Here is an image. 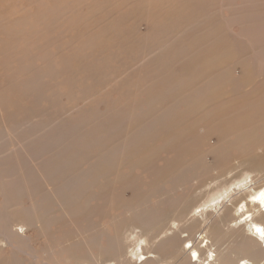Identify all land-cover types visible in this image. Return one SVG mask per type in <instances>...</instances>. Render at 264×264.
<instances>
[{"label": "bare ground", "instance_id": "6f19581e", "mask_svg": "<svg viewBox=\"0 0 264 264\" xmlns=\"http://www.w3.org/2000/svg\"><path fill=\"white\" fill-rule=\"evenodd\" d=\"M131 2L139 5L135 9H140V13L146 17V20L153 24L152 31L161 37L155 39L151 35V43H156L152 46L159 49V52L153 58V66L142 72L146 83L140 79L137 85L132 84V89L130 87L128 91L133 90V93L130 94L127 91V97L132 95L133 99L126 101L124 106H118L116 109L114 107L112 110L116 111L114 110L112 114L100 117L96 126H88L84 129L65 127L64 135L51 136L50 144L41 149V152L51 147L58 148L56 151L59 152L55 158L42 162L38 169L40 178H44L52 185V193L44 196L43 204L39 202L32 205L34 203L31 202L32 206L28 210L21 208L19 223L22 225L17 227L22 229L25 225L40 223L43 231H49V228L52 231V227L55 226L59 229L58 233L65 238V235L71 238L74 234L73 229H76L81 234V238L83 234V238L90 237L89 242L84 240L85 244L88 243V250L95 247V250L105 251L113 256L109 264H264V235H262L264 204L254 199L264 192V184H260L248 175L216 191L204 204L196 207L194 216L199 218L193 217L189 224L186 225L183 222L185 210L179 211L177 216L179 223H173L170 228L172 231L175 230L172 234L159 239L154 247H149L146 240L142 239L135 245L136 250H132L129 257H119L120 247H114L115 240L109 232L107 234L104 232L101 238L98 235V238L95 233L99 229H94L96 231L94 232L91 228L94 232L92 233L87 231L89 227L84 229L82 225H77L85 220L87 214H90V206L93 205L92 201L96 200V197H99L97 200L105 201L107 197L114 196L115 188L135 189L140 197V200L138 199L140 203L143 200L141 196L145 198L148 192H143L141 182L135 173L138 170L148 176L146 186L150 191L158 182L169 181L172 185H176L180 183L178 182L180 180L182 182L188 180L192 170L204 167L205 152L211 154L214 152L221 157L219 171L229 166V162L222 159H226V156L234 151L238 156L257 158L253 167L257 170L264 168V160H262L264 158V82L258 88L244 91L253 83L255 69H259L261 73L264 72V15L258 14L260 12L252 7V0H240L239 5L247 8V15L241 16V13L236 12V7V11L228 13L229 15L222 19L211 18L212 13L208 11L213 7L214 0H131ZM64 5L61 3L51 6L50 12H57ZM225 5L229 7L228 2L223 6ZM227 9L230 11V8ZM24 11L19 10L18 19L3 29L6 45L1 43L0 49L3 45L6 49H9L7 47L12 49V46L21 44L23 46L27 42L24 38L27 36ZM33 16L31 17H36L34 14ZM123 19V16L119 18L121 22L119 25L123 24ZM218 21H222V26L226 27L225 30H228L238 41L234 38L229 39L230 36L226 35ZM155 23L159 26H154ZM236 25L239 28L237 33H234L230 28ZM183 26L184 30H182ZM165 36H172V39L162 42L161 39ZM2 41L3 39L0 42ZM28 42L32 43V41ZM242 43L255 49L256 52L252 49L254 51L252 59L246 58V48L243 49ZM20 48L22 47L16 48L19 51H10L22 52ZM33 48H31L32 51ZM34 52L38 57L37 51ZM12 54L13 60L15 57L13 58ZM0 55L4 59L3 55ZM26 55L24 59H28ZM33 55L32 60L35 59ZM15 56L18 57V55ZM21 58H15V61L19 60L18 63L13 60L18 65L11 71L14 76L9 72L10 78L12 76L17 79L16 86L14 85L17 89L6 92L7 85H3L4 91L0 90L2 104L8 105L7 99H12L10 92H16L22 96L29 94L37 96L38 92L41 94L43 92L41 83L45 84L49 80L41 82L42 78H48L50 75H45L42 67L36 65L35 68L33 67L34 63L41 61L40 59L37 58L38 60L33 63L27 61L26 63H32V66H29L24 63L23 58L20 62ZM74 62L71 64H75ZM6 63L11 64L10 61ZM237 63L241 65L238 76L232 71ZM172 64H179V70L181 69L182 72L175 75L174 71L169 69ZM10 68L8 70L12 69ZM6 75L8 76V72ZM16 100L12 99L14 103ZM162 105L167 106V109L160 110ZM153 114L156 115V119L150 121V116ZM137 128L135 135L121 141V147L112 145L114 141L123 139L125 131ZM211 138L218 139V143L225 142V146L209 145ZM95 147L107 151L104 161L93 166L92 171L74 178V172L86 162L84 151ZM120 153L125 156V159H120ZM162 154H165V157L161 158ZM160 160H162L161 163ZM191 165L197 167L193 168ZM124 167L129 173L136 175L121 173ZM10 168L8 170L13 171ZM16 171H13L15 173L7 182L4 177H0V234L6 242L14 241L18 236L13 220L8 218V210L11 204L18 205L19 197L28 196L29 188H31L30 185L23 183L20 174ZM110 177L115 180L107 181ZM101 178H105L106 183L101 187L102 191L99 190V193H96L98 192L96 189H100L98 180ZM32 179L34 180L35 176ZM113 203L123 209L135 210V206L127 204L120 194H116ZM54 204L62 208L61 216L55 215ZM143 211L148 217V223L151 220L162 223L158 210L144 209ZM135 215L139 217L137 211ZM68 222L73 227H70L73 231L72 236L68 234L70 228L68 231L63 230ZM150 223L149 229L155 237L162 232L166 234L165 224L156 227L157 224L154 223L153 226ZM177 231H185L187 235L182 238L176 234ZM197 231L198 237L195 236ZM48 235L54 237L52 232H48ZM226 238L234 242L233 249L219 244ZM55 242L56 238H53L49 244L50 250L63 255L67 253L70 245L67 248H60ZM75 243H77L76 247H79V243ZM30 251L33 253L32 250Z\"/></svg>", "mask_w": 264, "mask_h": 264}, {"label": "rangeland", "instance_id": "374dc122", "mask_svg": "<svg viewBox=\"0 0 264 264\" xmlns=\"http://www.w3.org/2000/svg\"><path fill=\"white\" fill-rule=\"evenodd\" d=\"M5 2L0 0V6H2L0 7L2 8V10L0 9V41L3 39L0 42V46L1 43L6 45L3 29L18 19L19 10L20 12L26 11H24V16L26 15L24 21L27 36L24 38L27 42L32 41V43L28 42V44L24 41L25 44L23 46H21L22 44L15 45L11 47L12 49L10 47L6 49V47H3L4 45L1 47L0 54L4 57L3 59L0 55L1 85H7L6 92L17 89L15 88L17 79L11 76V81L9 72L18 66L16 63L19 60L15 61V58L19 59L20 57L23 58L24 63L27 61L33 63L40 59L42 62L38 60L37 64H33V67L35 65L42 67L46 73L45 75L48 74L50 76L41 79V82L49 80H47L48 82L46 81L48 84L46 82L45 84L41 83L43 92L41 94L38 92L37 96L30 94L22 96L16 94V92H10L12 99H18L15 103L12 99H7L8 105H5L0 100V177H4L7 182L11 175L15 173L13 171L18 170L16 172L20 174L23 183L31 186L29 188L30 194L19 197L20 200H17L18 205L11 204L8 210V218L13 220L15 229L18 230V236L14 239L17 242L12 240L10 243L6 242L0 234V264H109L113 256L107 254V252L105 253V251L99 252L95 250V247L88 250V243L85 244L84 240L88 241L90 237L83 238V234L81 238V234L76 229H73V234V227L69 225L70 222L66 223L65 229H63L68 231L72 227L68 234L70 236L73 234V236L69 237L70 240L68 241V235H65L67 239L63 237L62 234L58 233V227L55 226L52 227V231L50 228L49 231H43L40 223H35L36 226L25 225L20 229L17 227V225H22L19 223V216L21 208L28 210L32 205H36L39 202L43 204L45 202L44 196L52 193V185L44 178H40L38 169L42 162L55 158L59 152L58 150L56 151L58 148L55 147L47 148L45 152H41V149L50 144L51 136L64 135L63 128L65 127L84 129L88 126H96L100 117L112 114L116 107L124 106L126 101L132 100V95L129 96L131 99L127 97V91L132 84L135 85L140 79H143L142 82L146 83L142 72L146 68L153 66V58L159 52V49L152 46L156 43H151V37L153 36L155 39L161 37H158L152 31L154 30L153 24L148 19L146 20V17L140 13L139 8L135 9L139 5L136 2H131V0H6ZM19 2L20 4H18ZM226 2H228L229 7L223 6ZM61 3L65 5L59 11L50 12L51 6ZM133 3H135L134 6ZM213 4V7L208 10L212 13L210 14L212 17L209 15L211 18L222 19V17H226L236 11V9V12L241 13V16L247 15V8L239 5L240 0H214ZM17 7L19 10L16 9ZM252 7L260 12L256 13L264 15V0H252ZM227 8H230V11ZM33 14L36 16L35 18H32L34 17ZM122 16L124 17L123 24L119 25L121 23L119 18ZM36 22L38 23L36 24ZM217 23L221 24V26L223 24L222 21ZM154 26L158 27L159 24L155 23ZM184 26L182 30L185 29ZM225 28L222 26V30L224 29L226 35L230 36L229 39H237ZM238 28L239 26L236 25L231 27L230 30L237 33ZM171 39L172 36H165L161 41L167 42ZM242 45L243 49L246 48V55H243L246 58L249 57L247 58L248 60L252 59L255 49L243 43ZM19 46L23 48H20L22 52L23 50L25 52H23L24 57L27 53L29 55L34 54L35 59L32 60V55L28 56V54L26 55L28 59H24L21 51V53L10 51H19V49H16ZM29 46H32L31 48L35 46L33 51ZM28 48L33 53L27 52ZM41 48L43 49L42 51ZM1 50H4L3 53L7 54L4 55ZM34 51H37L38 57ZM10 53L13 58L15 57L13 60L16 63L12 60ZM15 55H18V57ZM8 60L11 64L6 63L9 62ZM61 61L63 62L61 63ZM64 61L68 62L70 66ZM1 62L4 65L8 64V66H4ZM73 62L75 64H71ZM29 63L26 64L32 66V63ZM63 64L66 67H63ZM239 64H235V67L232 68V71L237 76L241 66ZM9 65H11L12 69ZM179 66V64H172L169 69L174 71L175 75H178L182 72L181 69L179 70ZM9 68L11 70H8ZM7 72L9 77L6 75ZM254 73V84L247 86L244 91L258 88L264 82L263 71L261 73L259 69H255ZM10 74L12 75L13 72ZM1 85L0 90H3L4 86L2 87ZM128 92L131 94L133 90ZM136 95L139 96V94ZM11 104L14 105L12 106ZM114 107L115 109L112 110ZM165 109H167L165 105L160 108V110ZM155 119V114L150 116V121ZM137 131L138 128L125 131L123 139L114 141L112 145L121 147V141L135 135ZM218 141L216 138H211L209 145L219 144L225 146V142L218 143ZM84 154L86 162L74 172V178H79L86 172L92 171L93 166L104 161L107 151L100 147H95L86 152L84 151ZM162 155L161 158L165 157V154ZM119 157L120 159H125L122 153L119 154ZM222 160L228 161L229 166H225L224 170L219 171L221 157L214 152L213 154L205 152L203 155L204 167L201 166L199 169L196 168L197 166L191 165V167L196 169L189 173L188 180L183 182L180 180L178 181L180 183L176 185H172L169 181L158 182L150 191L147 190L146 186L148 182L146 174L141 170L135 171L137 175L129 173L124 167V169H121V173L138 177L141 187H143V192H148L145 198L141 196L143 200L139 203L138 199L140 200V197L135 189L130 187L115 188L114 196L107 197L105 201L97 200L99 197H96V200L92 201L93 205L91 204L92 206H90V214H87L84 218L85 220L77 225H82L84 229L89 227V230L87 229L88 232L91 231V228L93 231L94 229H99V231L97 230L98 233L94 231L98 238L99 236L101 238L104 232L106 234L109 232L115 240V242L113 241L114 247H120L118 251L119 257H129L130 252L136 250L135 245L140 243L142 239L146 240L149 247H154L159 239L175 231L170 228H172L173 223H179V219H177L179 211L185 210L183 222L187 225L193 217H197L194 216L196 207L204 204L216 191L228 187L231 183L241 180L246 175L260 184H264V168L257 170V168L253 167L255 160H258L257 158L238 156L237 152L234 151L229 156H226V159ZM159 162L161 163L162 160ZM10 167L13 171L8 170ZM33 176H35V179L38 178L33 180ZM112 177L108 178L107 181L115 180ZM105 183V178L98 180L100 189H96L98 191L96 193H99V190L102 191L101 187ZM116 194H120L127 204H133L135 210L123 209L119 205L115 206L113 198ZM31 202L34 204L30 205ZM54 205L55 215L61 216L62 208L57 204ZM144 209L159 211V216L163 220L162 223L154 222V220L149 221V223L151 222L150 224L153 226L157 224L155 225L156 227L165 224L164 231H166V234L162 232L155 237V234L149 229L148 217L143 211ZM136 211L139 217H136ZM93 231L91 232L94 233ZM48 232H52L53 238H56L55 243L60 248L71 246L68 247L67 253L63 255V253L50 250L49 244L53 238L48 235ZM75 234H79L80 237ZM176 234L184 238L187 232L177 231ZM195 236L198 237V231ZM75 242L79 243V247H76L77 243ZM219 244L222 247L228 246L230 249L235 247L234 242L230 238L221 240ZM107 250L110 251V249ZM34 256L36 257L34 258ZM133 259L135 260V257Z\"/></svg>", "mask_w": 264, "mask_h": 264}, {"label": "snow or ice", "instance_id": "6c2138e0", "mask_svg": "<svg viewBox=\"0 0 264 264\" xmlns=\"http://www.w3.org/2000/svg\"><path fill=\"white\" fill-rule=\"evenodd\" d=\"M254 199H258L262 204H264V192L260 193L258 197H254ZM258 231L260 230L258 229ZM262 235H264V233H262Z\"/></svg>", "mask_w": 264, "mask_h": 264}]
</instances>
